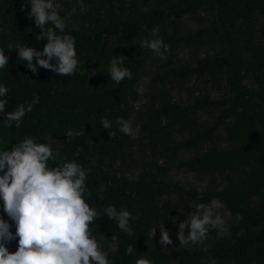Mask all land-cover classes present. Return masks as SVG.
I'll return each mask as SVG.
<instances>
[{"label":"trees","instance_id":"trees-1","mask_svg":"<svg viewBox=\"0 0 264 264\" xmlns=\"http://www.w3.org/2000/svg\"><path fill=\"white\" fill-rule=\"evenodd\" d=\"M256 1L257 5L264 6V0ZM29 2L0 0V47L5 49L9 57L8 68L0 69V84L9 88L8 95L3 97L9 102L7 111L14 110L18 104L26 101L30 103L33 93L39 95V103L23 118L19 129L14 125L5 128L4 115L0 114L1 145L11 150V144L25 136H33L38 142H49L47 138L52 137L56 140L53 147L58 155L54 161H50V166L54 167L64 160H74L86 169H91L86 181L91 195L86 199L91 207L101 213V217L91 226L92 233L99 240L101 248L110 241L111 235L119 237L111 257L113 264H135L141 256L153 264H212L213 261L216 264L225 260H229L230 264H264V205L260 207L253 204L264 200V109H261L264 107V49L254 42L250 31L245 29L249 9L241 8L242 0H181L138 15L130 11L124 18L100 25L90 35L75 34L80 66L71 77L57 76L43 68L33 75L18 61L14 52H7L10 41L41 51L46 43L35 40L40 30L28 18L30 7L26 11L21 10V5ZM204 6L221 17L222 24L211 31L187 35L183 39L185 46L195 49L204 43V39L219 36L224 49L219 57L199 64L195 69L185 68L175 72L173 77L181 81L197 73L213 78L222 72L227 76L229 95L224 103L200 102L179 108L171 106L163 94V103L142 115V129L149 135L151 149L166 140L169 126L192 125L194 122L190 116L196 112H207L209 109L221 111L219 120L212 128L195 132L179 145V149L197 151L196 157L186 167L199 174L215 176L238 172L255 162L260 177L259 182L250 185L237 184V187L211 193V198L222 201L240 218L237 228L230 230L231 236L223 239L214 249L198 254L157 253L153 249L150 231L163 221L166 224L178 217L179 208L171 202L162 207L157 205L163 196L169 194L164 168L157 165L143 167L137 180H128L110 171L108 166L112 160L124 158L127 152L133 150L129 137L119 132L115 120L116 117L130 120L134 115L132 103L139 98L138 90L143 84L141 76L157 57L150 49L142 48L141 41L153 39L154 27L172 28L177 25L175 21L182 14ZM204 34L206 36L203 38ZM182 42L171 34L164 41L170 45V51L166 54H171ZM115 55H123L122 66L132 72V79H125L120 85H116L108 75L110 60ZM92 70H96L95 76L91 75ZM237 70H241L242 74L239 75ZM244 78L252 80L250 82L257 88L250 90L241 84L239 80ZM102 118L112 121L111 130L103 129L100 124ZM230 118L233 123L225 129L227 143L244 144L245 148L218 151L212 146L221 140L217 137L219 121ZM68 129L83 131L84 134L69 144L65 136ZM109 131L116 134V139L108 135ZM203 146H206L205 151L201 150ZM102 183H109V187L101 195ZM185 198L201 201L193 193H186ZM109 205L132 213L130 226L134 235L127 236L117 228L115 221L103 216V209ZM0 216L5 220L7 218L2 211V202ZM256 230L261 232L253 234ZM240 232L242 237H239ZM130 244L133 245V254L126 256L125 249Z\"/></svg>","mask_w":264,"mask_h":264},{"label":"clouds","instance_id":"clouds-1","mask_svg":"<svg viewBox=\"0 0 264 264\" xmlns=\"http://www.w3.org/2000/svg\"><path fill=\"white\" fill-rule=\"evenodd\" d=\"M29 7L28 18L40 30L35 40L46 43L41 51L10 41L7 52H14L18 61L33 75H37L40 68L50 70L57 76L75 75L80 59L75 37L66 31V21L76 15L78 9L81 14L88 10L84 0H76V4L63 16L64 4L61 0H30L29 4L21 5V10L26 11ZM152 33L158 36L159 27H154ZM141 47L150 49L161 59H167L166 53L170 51V45L159 38L143 39ZM5 52L0 47V69L8 68L9 57ZM123 61V55H115L109 63L108 75L116 85L125 79H132V72L122 66ZM91 75L95 76L96 70H92ZM8 92V86L0 84V114L4 115L5 128L14 125L19 129L23 118L39 103V95L33 93L30 103L26 101L7 111L9 102L3 97ZM115 123L123 135L138 138L139 129L133 128L130 120L116 117ZM100 124L103 129L109 130L113 126L107 118H102ZM83 134V131L66 130V143H72ZM108 135L116 139L114 132L109 131ZM47 139L49 142H38L33 136H25L11 144V150L7 147L0 151V202L8 218L5 220L0 216V264H113L109 253L101 248L99 240L92 233L91 226L101 217V213L91 207L86 199L91 195L86 183L91 169L74 160H64L54 167L50 166V161L55 160L58 152L53 147L56 140L52 137ZM224 208L222 201L213 198L207 204H196L191 214L185 213V220L178 224L179 246L187 248L202 244L207 239L209 229L216 230L221 236L227 234L229 229L221 212ZM103 216L115 221L117 228L127 236L135 234L130 226L132 213L127 209L118 210L114 205H109L103 209ZM172 223L175 226L177 220L173 218ZM158 228V242L167 251V246L173 243L170 233L165 229L164 221ZM186 229L190 230L187 234ZM156 230L152 229L154 237ZM109 240L114 244L119 237L111 235ZM13 242L17 243V248L10 252L8 246ZM133 250V245H128L125 255L131 256ZM135 264L153 262L141 256Z\"/></svg>","mask_w":264,"mask_h":264},{"label":"rangeland","instance_id":"rangeland-1","mask_svg":"<svg viewBox=\"0 0 264 264\" xmlns=\"http://www.w3.org/2000/svg\"><path fill=\"white\" fill-rule=\"evenodd\" d=\"M179 1L181 0H84L88 10L81 14L78 9L76 15L69 17L66 21V31L73 36L75 34L90 35L100 25L110 24L114 20H119L120 17L124 18L130 11L138 15L157 8L162 9L168 6V3ZM242 2L241 8L245 10L249 9L245 29L250 31L254 42L264 49V15L262 14L264 6L261 4L257 5L258 2L256 0H242ZM61 3L64 4V13L61 12V16H63L67 15L70 8L76 4V1L61 0ZM252 7L255 9L250 11ZM17 17L18 15L15 16V18ZM175 22L176 26L159 29L158 36H153V39L159 38L165 41L172 34L173 36L175 35V39L182 40L183 42L179 47L176 46L171 54H166L167 59H161L157 56L150 68L146 70L147 72L141 76L145 85L142 84L139 87V98L136 102L132 103L135 113L130 119L133 128L139 129L138 138L133 139L129 137L133 150L131 153L127 152L124 158L118 157L112 160V164L106 165V168L108 166L111 172H116L117 176L123 175L128 180H137L143 167L148 168L157 165L164 168L166 170L165 183L169 187V194L163 196L157 202V205L158 207H162L163 204L171 202L173 203L172 205H177L179 208V215L175 218L177 220L175 226L172 220H169L165 224V229L169 231L170 239L173 241L171 245L167 246V251L158 242L160 236L159 225L152 228H157L155 237L151 229L150 238L153 249L157 253L187 252L189 254H198L202 251L209 252L218 243H221L223 239L230 237L232 234L230 230L237 228L240 218L234 215L229 207L225 205V208L221 212L225 224L229 229L227 234L221 236L216 230L209 229L207 239L202 244L185 248L179 246L177 238L178 224L185 220V213L191 214L196 204H207L213 199L210 196L215 191L237 187V184H253L259 180L260 172H258L255 162H252V166H246L238 172L215 176L199 174L186 167V164L196 157L197 151L179 149V145L189 139L195 132L207 131L212 128L221 116V111L218 112L217 110L213 111L209 109L207 112H196L193 116H190L194 122L192 125L189 123L169 126L166 140L150 149L149 135L142 129L144 121L142 115L147 111H151L154 106L158 108L163 103V98H161L163 94L169 103H171V106L183 108L197 105L200 102L224 103L230 91L227 76L222 74V72H219L213 78L206 74L199 75L197 73H193L190 78L181 81L173 77L175 72L185 68L195 69L199 64H203L207 60L221 55L224 47L219 36L207 40L204 39V43L195 49L185 46L183 39L187 35L211 31L214 27H220L222 18L217 17L216 14L211 12L209 7L204 6L198 10L182 14ZM166 31L168 33H165ZM204 36L206 35L204 34L203 38ZM237 72L239 75L242 74L241 70H237ZM250 81L252 80L249 78L239 80L248 89H256L257 86ZM261 109H264V107ZM232 123V118L219 121L217 137L221 140L220 142H215V145L212 146L213 148L218 149V151H237V148H245L244 144L237 145L236 143L231 145L227 143V131L225 129ZM4 149L0 143V151ZM205 149L206 146L201 148L202 151H205ZM108 187L109 183H102L100 194L102 195V192L107 190ZM186 193H193L198 198L206 197L201 198L199 202H195L185 198ZM253 204L261 207L264 205V200L253 202ZM12 231H15L14 227ZM188 231L190 230H185L186 234ZM260 232L261 230H256L253 234ZM242 236V232H240L239 237ZM8 247L10 252H14L17 248V243L13 242ZM102 249L109 253V259H111L116 250V243L113 244L108 241ZM216 264H230V261L225 260Z\"/></svg>","mask_w":264,"mask_h":264}]
</instances>
